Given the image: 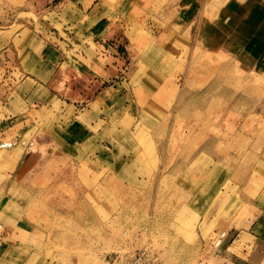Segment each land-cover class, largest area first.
Here are the masks:
<instances>
[{
    "label": "rangeland",
    "instance_id": "374dc122",
    "mask_svg": "<svg viewBox=\"0 0 264 264\" xmlns=\"http://www.w3.org/2000/svg\"><path fill=\"white\" fill-rule=\"evenodd\" d=\"M250 1L242 7L243 0H0V59L10 53L0 61V83L14 90L32 88L26 79L38 59L79 63L82 51L93 50L100 19L104 36L118 41L125 56L117 96L104 104L103 119L76 155L71 180L80 195L30 199L28 217L41 227V244L28 264H112L117 251L137 248L158 252L156 264H247L242 245L253 238L240 233L254 214L230 176L260 162L264 179V68L260 76L238 68L250 56L260 62L264 0ZM258 89L259 159L226 117L240 105L228 101L232 93ZM16 109L26 114L29 106L22 101ZM58 111L55 104L52 121L71 123L76 107ZM7 129L0 140V230L3 186L16 187L8 171L22 152L5 146L33 136L19 120Z\"/></svg>",
    "mask_w": 264,
    "mask_h": 264
},
{
    "label": "crops",
    "instance_id": "0c3cea01",
    "mask_svg": "<svg viewBox=\"0 0 264 264\" xmlns=\"http://www.w3.org/2000/svg\"><path fill=\"white\" fill-rule=\"evenodd\" d=\"M244 4L250 7L253 3L251 4L250 0H243L240 6L243 7ZM258 4L260 6V2L257 1L256 6L260 9ZM258 20L262 31L260 62L259 58L254 60V56H250L245 62H240L238 68L260 76V65L264 68V18ZM98 23L99 25L93 27L92 31L96 39L93 50L92 46H88V50L82 51L79 63H71L67 59L61 63L55 59L50 60V56L43 60L38 59L33 66L35 73L30 72L27 75L26 82L32 83V88L27 93L14 90V86H6L5 81L0 83V140L8 138V134L4 135L9 130L7 128H13L18 120L24 123L26 128L23 130L24 133L33 128V136L28 142H23L15 136L17 141L13 140L9 146H5L10 151L20 147L22 152L17 157L15 167L8 171L7 180L16 178V187L12 188L6 183L1 196L6 221L1 224L0 230V264H28L40 256L35 247L41 244L38 234L41 227L28 217L31 210L30 199H62L66 198L70 191L73 195H80V185L71 180L76 155L84 149V144L92 135L95 124L103 119L104 104L117 96L113 92L119 82L116 79L124 67L122 61L125 60L118 41L112 40L113 37L104 36L107 28L104 27L105 22L100 19ZM8 52L6 50L2 53L4 57L0 59L1 62L10 56ZM3 65L8 66L5 62ZM41 70L46 71L44 73L47 75L46 79L40 77ZM103 94L106 96L100 100ZM198 98L202 100L201 97ZM229 99L231 103H240L239 106L232 105L226 112L227 118H233L231 125L235 128V136H239L241 140L246 139V150H256L259 159L260 90L258 89L256 93L236 91ZM103 100L106 101L98 102ZM22 101L29 106L26 114L16 109ZM249 102H255L256 105L249 109L245 104ZM55 104L59 105L58 113L62 116L67 114L71 106L76 107L75 118L71 123L63 124L62 121L61 124H57L55 120L52 121L53 116H50V113ZM97 131L95 141L99 142V129ZM23 143L25 145H22ZM101 146L104 147V144ZM247 168L250 169L242 172L239 178L230 176L232 186L242 188L241 197L254 214L253 221L240 233V236L247 239L253 238L242 245V250L247 256L240 259L247 264H264V179L260 180V162L252 163ZM116 178L120 181V175L114 174V180ZM260 182L263 183L261 189ZM249 188L251 190L254 188L257 193L251 195L248 192ZM7 205L10 206L8 210ZM15 211L22 213L20 217L17 215L16 219ZM137 229L144 230L146 226L141 225Z\"/></svg>",
    "mask_w": 264,
    "mask_h": 264
},
{
    "label": "built area",
    "instance_id": "2783aa9c",
    "mask_svg": "<svg viewBox=\"0 0 264 264\" xmlns=\"http://www.w3.org/2000/svg\"><path fill=\"white\" fill-rule=\"evenodd\" d=\"M150 248L117 251L112 257V264H156L159 255Z\"/></svg>",
    "mask_w": 264,
    "mask_h": 264
},
{
    "label": "bare ground",
    "instance_id": "6f19581e",
    "mask_svg": "<svg viewBox=\"0 0 264 264\" xmlns=\"http://www.w3.org/2000/svg\"><path fill=\"white\" fill-rule=\"evenodd\" d=\"M243 27H244V26H243L242 24H237V25H236V28H237V29H242V30H243ZM236 28H235V29H236ZM201 32H202V31H201ZM202 34H203V33H202ZM225 34H226V33H225ZM200 35H201V33H200ZM200 35H199V36H200ZM203 37H204V36H203ZM227 46L230 48V47H233L234 45H233L232 41H228ZM225 65L227 66V64H225ZM218 76H219V75H218ZM219 79H221V76L218 77V80H219ZM213 81H214V80H213ZM206 93H207V92H206ZM106 94H108V92H107ZM106 94H105V95L103 94V95L101 96L100 100L104 99L105 96H106Z\"/></svg>",
    "mask_w": 264,
    "mask_h": 264
}]
</instances>
